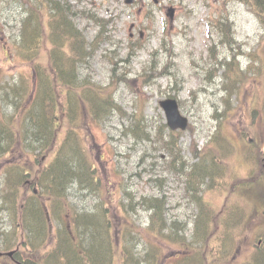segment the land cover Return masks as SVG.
I'll return each instance as SVG.
<instances>
[{"label": "rangeland", "instance_id": "obj_1", "mask_svg": "<svg viewBox=\"0 0 264 264\" xmlns=\"http://www.w3.org/2000/svg\"><path fill=\"white\" fill-rule=\"evenodd\" d=\"M67 1L75 8L76 23L90 41L99 29L87 17L111 20L104 36L107 41L99 44L93 58L83 66V72L97 87H108V97L121 109L119 113H112L99 127L89 122V128L82 132V148L89 160L96 163L97 176L101 179L97 188L101 190L99 197L97 190L92 191V188L77 183L69 191L68 200L79 211L88 212L102 200L107 204L105 210L116 211L119 221L126 223V210L122 204L126 199L161 198L167 192L171 196L167 202L169 216L171 219L177 216L179 223L176 222L175 229L180 228L179 233L170 238L169 244L173 249L182 248L188 233L194 228L192 221L198 210L184 197L183 184L177 183L176 176L167 171L171 160L167 150L162 145L151 144L159 142L163 136L167 139L164 142L169 140L160 101L169 95L175 96L181 102L182 113L190 119L191 130L173 136L174 141H171L181 149L177 155L180 161H198L190 148L201 151L211 134L216 132L217 122L212 118L215 109L226 107L230 110L226 114L230 121L225 132L241 147L237 120L239 123L243 120L246 125L250 108L241 104L242 97L231 95L225 82L223 89L227 90L221 91V79L211 73L206 77L200 68L206 61L210 63L209 59L214 61L210 48L219 60L239 51L245 55L254 54V50L261 49L259 44L264 46V29L254 12L240 0H138L131 6L125 0ZM171 6L176 9L172 21L167 17V7ZM24 17L25 8L19 0H0V85L2 82L13 85L20 80L21 74L30 75L28 63L14 50ZM220 25L223 30H229L228 39L220 33ZM231 34L236 37L234 45L227 44ZM139 38L142 39L141 44L136 46ZM245 55L240 57L244 67L249 61ZM210 67L215 71L216 66ZM113 79L114 87L110 85ZM260 94L264 110V91L260 90ZM2 95L0 93V119L1 112L7 111V101H2ZM225 102L228 103L226 106ZM139 114L142 115L137 120L140 124H135L134 115ZM130 128L131 133H127ZM260 129L264 131V126L261 125ZM143 133L150 135L151 141L141 142L146 136ZM248 138L254 139L252 136ZM69 159V164L76 163L73 155ZM229 162L233 168L237 165L231 159ZM80 169L78 167L77 171ZM244 175L247 177L246 171ZM253 182L254 217L242 236L244 240L235 244L238 250L231 258V264H244L255 251H264V198H255L260 189L259 179L255 178ZM204 197L217 208L222 206L223 198L218 193L205 192ZM136 207L137 212L133 213L132 219L145 229L151 211L139 205ZM162 210L165 218L166 208ZM2 218L9 223L6 213ZM170 221L173 220H169L168 225ZM90 227H76L75 240L86 238L85 230L87 233L96 231L95 227L91 230ZM184 229H187L185 234ZM80 230L84 234H80ZM112 233L114 237L125 235L129 238L128 232H115L113 228ZM143 238L149 240L146 236ZM26 251L32 249L27 248ZM61 253L63 255V251L55 252L58 254L57 262ZM78 255L83 261L84 258Z\"/></svg>", "mask_w": 264, "mask_h": 264}, {"label": "trees", "instance_id": "obj_2", "mask_svg": "<svg viewBox=\"0 0 264 264\" xmlns=\"http://www.w3.org/2000/svg\"><path fill=\"white\" fill-rule=\"evenodd\" d=\"M250 5L252 10L260 19L262 25L264 26V0H247L245 1ZM65 9L63 6L58 4V7L55 8V35L56 40L54 44L56 46H62L63 44H67L70 47L69 60L72 63V67L69 62L61 63L60 66L67 68L69 70L72 69L74 71L76 63L85 57V49L82 50L81 46L78 42V34L74 30L73 27L70 26L65 17V11L60 10ZM28 24V28L26 29V42L27 38H31L32 41L36 42V30L31 31V26L35 23V15L31 14L29 18L26 20ZM264 51V46H263ZM258 64L260 66L261 72L259 74H254L251 78L249 75V70L241 71L240 66L233 61L231 64H227V69L225 72V78L229 82L230 87L234 90L231 91V95L236 94L242 97L241 104L245 107L250 106L255 107L256 104V94L257 92V82L263 83L264 81V57L260 60L258 59ZM58 66V65H57ZM58 66V68L60 67ZM252 67V66H251ZM61 69V68H60ZM250 69V68H249ZM75 74L72 72V77L70 79L63 80L64 86H70L75 84ZM250 87L249 92H246L245 89ZM50 89V88H49ZM48 91L44 89V93L46 96L43 98H49L50 101L57 102L58 111L63 109L62 107L66 106L70 109H64L56 114L62 120H67L71 123H74L76 120V116L72 114L71 109L73 107V103L70 100H67L62 97H57V95L50 96L47 93ZM42 107H44L43 103ZM50 106L43 110L42 119L40 121V141H34L35 135V127L32 122H30V126L22 129V131L16 126L14 123H10L8 125L9 130L6 132L8 134V138L14 137L15 139H21L22 137L30 138L38 147L40 148V162H38V168L36 174L38 176L36 180L37 188L39 189L40 195L46 196V199L49 202H53V204H58L63 201L65 197V192L69 185H71L75 180L79 184L87 183L88 175L90 178H93V183L96 182L95 176L90 174V165L86 163L85 156L82 155L81 150L77 143L69 141L70 133L68 132L63 136L59 141H54L52 138H57L60 136L61 131L59 130V120L57 119L56 130H52V122L50 125L46 123V117L48 115L47 110L50 109ZM61 107V108H60ZM46 116V117H45ZM32 118V117H31ZM50 118V117H49ZM13 120L15 118H12ZM254 117L249 119V123L247 128L244 129V133H241V138L244 139L252 136L253 143L244 144V148L242 151H235L236 147L230 142L231 137L225 132V123H219V129L216 132V135L213 137L212 141H226L225 143H213L206 148L204 153V158H210L213 163V167L202 166L200 170L192 169L190 171V176L192 180L200 181L201 177L205 176V173H212V179H220L222 181L223 187H217L215 192L218 193L224 200V203L220 208H217L214 204L202 203L201 202V213L200 218L196 222V237L197 244L199 248L196 250L197 254L195 259L197 261H193L189 264H231V259H228L230 255L231 245L237 243L241 240L242 236L248 231V227L250 222H252V218L255 213V204L253 199V192L255 188V183L253 180L255 178L259 179V183L264 185V174L263 178L259 177V172L261 171L260 164L263 162L262 157V141H264V137L261 135L259 130L256 128L257 123H254ZM28 124V123H27ZM257 129V130H256ZM175 134L171 133L169 135V142L173 140V136ZM0 132V139L1 137ZM30 136V137H29ZM162 143L164 145V137L162 138ZM168 147L169 154L175 158L176 154H174L173 147L175 145L169 146V143L166 144ZM73 155L76 158V163L69 164V157ZM229 159L234 160L237 164L235 165V169L229 162ZM81 164V166H80ZM80 171H77V168ZM239 169H243L247 173V177H245L244 172L239 171ZM70 170L72 172V177H70L64 184L60 185L59 180L57 178V173L59 171ZM184 171V170H183ZM227 172H230L228 175ZM226 182V184H225ZM26 189L21 190L22 194L25 195ZM256 199H260L255 196ZM40 218L44 219L43 206L40 208ZM99 213H96L98 215ZM34 216L38 219V215L34 214ZM96 217V216H93ZM93 217H89V215H81L79 216L80 221L85 227H90L91 225L96 229L101 230V233L91 232L86 234V239L83 241L87 243L85 246H80V251L86 250L88 251V255H86L87 259L91 258L92 261L86 260L89 264H101V262L90 255L91 248L95 250L99 247L100 243L106 249L107 256L109 259L117 258L119 264H123V254L119 248H117L111 239L107 245V240L105 239L107 232L104 231V228L99 224H94ZM159 224L156 221L154 228H159ZM90 227V230L93 228ZM158 230V229H157ZM104 231V232H103ZM159 231V230H158ZM68 235L69 233L66 232ZM68 239L66 241H62L60 247L62 248L64 243L67 245L64 247L65 254L69 258V263H71L70 258L74 260L79 259V252L73 247ZM225 251V252H224ZM224 252V254H223ZM72 254V255H71ZM223 254V256H222ZM260 259H264V251H260ZM96 255V254H95ZM222 256V257H221ZM162 258V254H160V249L156 250V256L151 257V264H156ZM68 262V261H67ZM189 262V261H188ZM186 262L185 264H188ZM68 263V264H69ZM129 264V263H125ZM133 264V263H132ZM134 264H141V261H136ZM148 264V263H146ZM179 264V263H177Z\"/></svg>", "mask_w": 264, "mask_h": 264}, {"label": "bare ground", "instance_id": "obj_3", "mask_svg": "<svg viewBox=\"0 0 264 264\" xmlns=\"http://www.w3.org/2000/svg\"><path fill=\"white\" fill-rule=\"evenodd\" d=\"M60 68L61 69H64L63 66H60ZM34 126H35V132H34L35 139H37L38 141H40L39 140V139H41L40 138V124H35ZM72 175L73 174H72V172L70 170L59 171L57 173V178L59 180V184L60 185L64 184V182L67 181L70 177H72ZM77 183L78 182L75 180L71 185L68 186V188H67L66 191L69 192L71 190V188L72 187L74 188V185L77 184ZM93 221H94V224L93 225H95V224H98L99 225V221L98 220H93ZM97 231H98V229H96V231H94V232H97ZM98 232L101 233V230H99ZM70 242L74 246H81V245L85 246L87 244L85 242H77V241H74V240H71ZM105 251H106L105 247L103 245H101V243H100L99 247L96 250L94 248H91L90 255H92V257H94V258H97L100 262H103L104 263V262H106L107 257H108L107 256V252H105ZM86 253H87V255L89 254L88 251ZM132 258H133L132 263L134 264L137 261V256L133 255ZM89 260L92 261V262L94 261L91 258H89Z\"/></svg>", "mask_w": 264, "mask_h": 264}, {"label": "water", "instance_id": "obj_4", "mask_svg": "<svg viewBox=\"0 0 264 264\" xmlns=\"http://www.w3.org/2000/svg\"><path fill=\"white\" fill-rule=\"evenodd\" d=\"M162 107L165 109L168 123L171 129L176 130L178 128L185 129L187 126L186 119L182 118L179 110L178 105L174 101H166L163 102Z\"/></svg>", "mask_w": 264, "mask_h": 264}]
</instances>
